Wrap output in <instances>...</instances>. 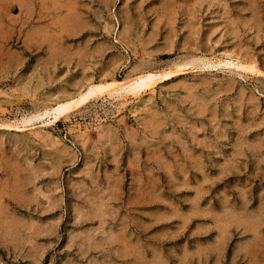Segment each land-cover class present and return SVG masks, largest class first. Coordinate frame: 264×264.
Returning <instances> with one entry per match:
<instances>
[{
  "label": "rangeland",
  "instance_id": "1",
  "mask_svg": "<svg viewBox=\"0 0 264 264\" xmlns=\"http://www.w3.org/2000/svg\"><path fill=\"white\" fill-rule=\"evenodd\" d=\"M0 264H264V0H0Z\"/></svg>",
  "mask_w": 264,
  "mask_h": 264
},
{
  "label": "bare ground",
  "instance_id": "2",
  "mask_svg": "<svg viewBox=\"0 0 264 264\" xmlns=\"http://www.w3.org/2000/svg\"><path fill=\"white\" fill-rule=\"evenodd\" d=\"M68 5H70V4H68ZM60 9L62 10V8H60ZM68 12H70V11H68ZM243 67H245V69L249 68L251 70L256 69L255 68L256 66L254 67L253 64L252 65L251 64H244ZM178 70H179V68H178ZM172 73H173L172 71H168V72H164V73L161 72L159 74L153 73V72H142L139 75H136V77H133V78H131L129 80H126V81H121V80L115 79V80H107V81H101V82H89L86 85V87L84 89H81L78 92V94H76L75 96H71V97H69L67 99L58 101L54 106L50 107L49 109L46 108V110H44V109L43 110H44V112H49V110L55 111L56 112L55 117L57 118L60 115H63L64 113L70 112L73 108L79 106L80 104L88 101L91 97H94L95 95H97L99 93H103L105 90L107 91V90L112 89V88L115 89L116 91H117V89H119V90L120 89H124L126 91H131V92L137 93L141 89H145L146 87H149V86L155 84V81H157L159 79H162V78H164V77H166V76H168V75H170Z\"/></svg>",
  "mask_w": 264,
  "mask_h": 264
}]
</instances>
